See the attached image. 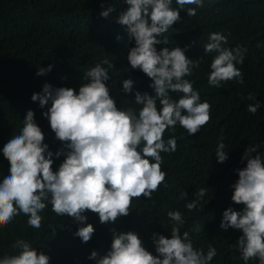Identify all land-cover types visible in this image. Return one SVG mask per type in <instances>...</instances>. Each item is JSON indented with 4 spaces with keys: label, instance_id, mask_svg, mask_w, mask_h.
<instances>
[{
    "label": "clouds",
    "instance_id": "9594fccd",
    "mask_svg": "<svg viewBox=\"0 0 264 264\" xmlns=\"http://www.w3.org/2000/svg\"><path fill=\"white\" fill-rule=\"evenodd\" d=\"M104 3L101 0L99 15L108 18L115 7H104ZM121 3L124 7L114 20L134 41L125 58L132 70L139 69L150 78L148 86L153 94L135 89L136 82L124 78L120 80L122 90L134 93L132 100L139 108L117 107L116 97L110 95L111 84L107 83L108 69L113 67L107 57L89 67L83 73L85 82L75 89L45 81L40 91H33L30 99L39 102L41 115L47 118L61 144L53 152L34 111L25 110L22 126L19 123L18 129L0 144V153L9 162L7 171H0V225H7L23 213L27 224L39 229L42 212L50 205L57 216L71 217L77 225L73 236L87 242L95 228L86 222V210L95 213L101 224L117 223L129 214L133 198H151L158 187L168 186L161 153L175 152L177 137L165 138V130L174 133L179 125L192 136L210 119L211 105L201 99L193 81L187 78L198 67L200 57L187 56V45L169 47L168 37L163 35L181 20L180 11L185 6L195 5L186 9L189 16H194L205 0ZM226 43L227 36L222 32H209L203 46L204 53H215L208 65L209 85L219 87L222 81L233 79L242 82L237 65L243 63L247 49L240 44L230 48ZM52 67H38L36 75L46 74ZM170 92L179 95L174 98ZM247 99L255 100L247 104V111L256 113L261 101L252 93ZM214 154L217 163L227 159L223 137L218 138ZM61 155L63 159L54 170V158ZM241 160L244 166L233 169L237 178L229 187L230 200L242 207H225L219 228L239 230L240 235L230 247L244 264L253 258L257 264H264V156L256 145H251L243 151ZM204 193L201 187L193 199L186 200L185 191L180 198L191 210ZM166 216L171 222L170 235L153 232L150 237L155 254L144 246L135 229L109 228L111 240L106 251L99 254L92 249L86 258L94 264H211L217 249L212 244L206 251L194 247L189 231H181L185 221L179 209L167 210ZM193 231L199 232L200 225L195 224ZM10 248L16 251L0 255V264H50L49 254L22 236L14 239Z\"/></svg>",
    "mask_w": 264,
    "mask_h": 264
},
{
    "label": "trees",
    "instance_id": "16d2710c",
    "mask_svg": "<svg viewBox=\"0 0 264 264\" xmlns=\"http://www.w3.org/2000/svg\"><path fill=\"white\" fill-rule=\"evenodd\" d=\"M108 4L115 9L104 18L99 15L101 0H0V144L18 129L19 123L22 126L25 110L32 109L45 142L55 152L61 142L41 115L39 102L30 99L32 92L40 91L45 81L75 89L85 82L83 73L104 57L113 62L107 83L111 84L110 95L116 97L117 107L139 108L132 100L134 93L122 90L120 80L124 78L131 77L136 82L135 89L153 94L148 86L150 78L139 69L132 70L125 58L134 41L114 20L124 5L121 0H105L104 7ZM187 7L195 5L185 6L180 11L181 20L163 35L168 37L169 47L187 45V56L200 57L198 67L187 78L193 81L201 99L211 105L210 119L192 136L179 125L174 133L165 130V138L177 137L176 151L161 153L168 186L158 187L151 198H133L129 214L117 223L101 224L95 213L86 210V222L93 224L95 232L84 243L72 234L77 227L72 218L57 216L50 205L42 212L39 229L28 225L27 217L20 213L7 225H0V255L15 252L10 244L22 236L43 248L50 256V264H94L86 257L92 249L99 254L106 251L111 240L109 228L135 229L144 246L155 254L151 234L170 235L171 222L166 212L179 209L185 221L181 231H189L194 247L206 251L212 244L217 249L211 264H244L230 247L240 235L239 230H222L219 222L222 210L229 204L242 207L230 200L229 185L237 178L233 169L244 166L243 151L256 145L264 156V0H205L194 16L186 13ZM212 31L227 36V47H246L243 63L237 65L242 82L222 81L219 87L207 83L208 65L215 53H204L203 46ZM161 46L164 45H157ZM48 64L53 65L51 71L36 75L38 67ZM249 93L261 101L256 113L247 111V104L255 102L247 99ZM170 95L175 98L179 93ZM219 137H223L228 151L222 163H217L214 154ZM62 159L63 155L54 158V170ZM8 163L0 153V171H7ZM201 187L205 188L204 196L196 207L186 209L185 199H193ZM183 191L185 199L180 198ZM195 224L200 225L199 232L193 231ZM248 264L257 261L253 258Z\"/></svg>",
    "mask_w": 264,
    "mask_h": 264
}]
</instances>
